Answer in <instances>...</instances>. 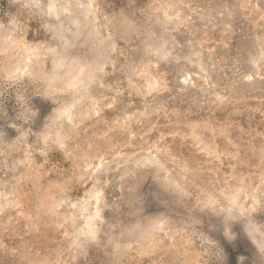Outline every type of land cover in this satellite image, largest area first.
Listing matches in <instances>:
<instances>
[{"label":"rangeland","instance_id":"374dc122","mask_svg":"<svg viewBox=\"0 0 264 264\" xmlns=\"http://www.w3.org/2000/svg\"><path fill=\"white\" fill-rule=\"evenodd\" d=\"M0 264H264V0H0Z\"/></svg>","mask_w":264,"mask_h":264}]
</instances>
